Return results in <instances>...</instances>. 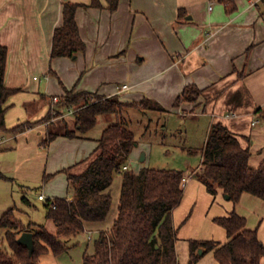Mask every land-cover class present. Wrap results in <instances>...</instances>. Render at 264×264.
I'll return each instance as SVG.
<instances>
[{
	"label": "crops",
	"instance_id": "crops-1",
	"mask_svg": "<svg viewBox=\"0 0 264 264\" xmlns=\"http://www.w3.org/2000/svg\"><path fill=\"white\" fill-rule=\"evenodd\" d=\"M67 1L79 4L76 18L87 48L73 57L52 59L54 31L63 24ZM93 1L0 0V44L9 50L5 82L21 88L5 103L6 125L10 129L24 122L32 124L0 135L5 137L0 144L2 210L14 207L15 188L27 204L23 198L35 183L43 182L39 194L47 198L72 195L64 169L71 168L74 173L85 170L101 137L79 133L75 110L53 100L75 84L77 91L119 96L123 102L149 97L167 109L164 113L198 119L204 137L200 150L213 124L221 122L250 148L252 166L264 161V0H235L233 11L220 0H120L115 10L110 9L108 0H96L100 5ZM123 84L128 88L120 89ZM189 84L205 93L197 102L176 107L177 96ZM53 110L60 112L58 118ZM49 115L52 117L47 120ZM68 130H76L79 136H66ZM51 133L58 135L48 140ZM138 149L134 147L130 161ZM189 164L184 197L173 212L175 222L180 215L176 211L188 208L181 226L191 219L198 196L208 189L197 177L201 165ZM47 175L51 176L45 181ZM115 180L119 184L115 193L112 190L108 217L87 222V231L99 232L113 225L122 175ZM211 195L212 221L237 211L241 202H257L248 192L237 204L225 202L223 190ZM260 223L259 236L264 242V219ZM191 240L177 241L181 264H189ZM197 264L220 262L210 251Z\"/></svg>",
	"mask_w": 264,
	"mask_h": 264
},
{
	"label": "trees",
	"instance_id": "trees-1",
	"mask_svg": "<svg viewBox=\"0 0 264 264\" xmlns=\"http://www.w3.org/2000/svg\"><path fill=\"white\" fill-rule=\"evenodd\" d=\"M120 0H108L115 10ZM229 11L236 9L235 0H220ZM93 4L100 5L96 0ZM78 3L65 2L63 24L54 31L51 58L73 57L85 52L87 44L80 33L76 18ZM8 47L0 44V135L19 132L30 125L21 123L8 128L5 121L8 98L21 88H12L5 82ZM51 71L56 72L51 68ZM60 101L75 110L77 131L85 134L93 129L101 115H116L119 120L125 110L139 108L144 111L166 112L158 101L145 97L140 102H123L119 96L105 97L98 92L77 91V84L65 87ZM205 93L196 84L187 85L177 96L175 106L183 102H197ZM51 115L46 119L49 120ZM76 130L65 135L79 136ZM58 134L51 133L48 140ZM135 133L124 120L108 125L99 138L87 168L68 174L70 197H53L44 200L47 217L56 225L52 232L42 224H24L16 216L15 207L8 209L0 218V227L5 230L4 240L8 249L0 248V264H41V257L52 252L60 255L71 248L69 240L87 230V222L104 221L113 204L112 185L115 177L122 175L121 196L118 214L111 228L98 232L94 251L84 252V264H181L178 251V229L174 224V209L184 197L185 171L143 166L134 170L130 156L138 145ZM191 153L198 150L190 149ZM202 153L201 170L197 177L217 194L219 190L230 196L237 204L243 193L248 192L264 199V161L259 166L250 164L251 150L244 147L237 135L221 122L213 124ZM129 165L128 168H124ZM51 175L45 177V181ZM24 201L31 205L28 197ZM226 229L228 240H191L189 264H197L208 252L213 251L220 264H263L264 242L257 228L247 225L246 216L236 210L214 218ZM34 233L35 248L18 241L21 233ZM203 248V253H200Z\"/></svg>",
	"mask_w": 264,
	"mask_h": 264
},
{
	"label": "rangeland",
	"instance_id": "rangeland-1",
	"mask_svg": "<svg viewBox=\"0 0 264 264\" xmlns=\"http://www.w3.org/2000/svg\"><path fill=\"white\" fill-rule=\"evenodd\" d=\"M52 114L55 118L60 116V112L56 110H53ZM123 120L125 125L134 131L139 142L135 146L139 147V149L135 151V156L129 164L134 170L148 166L160 169L176 168L187 171L190 165L189 162L194 166L200 165L202 156L199 150L204 145V137L203 133H201L202 129H200L198 119L183 118L179 114L153 110L144 111L133 107L125 110L120 120L114 114L101 115L96 126L88 134L100 137L105 127ZM202 127L203 122L201 123ZM191 148L197 149L199 152L191 153L189 151ZM143 154H146L145 160L141 159ZM117 184L119 183L115 180L112 186L114 193L118 186ZM42 187L43 182L35 183L28 190V197L32 200V205L30 206L24 204L22 198L19 196V188L17 187V190L15 188L12 206L15 207L16 216L24 224L35 221L38 224L44 225L52 232H55L56 225L52 219L47 217L44 206L45 201L39 199V191ZM211 194L213 193L207 189L205 193L198 196V202L191 219L182 226L180 222L188 213V208L184 207L182 210L176 211V214L179 213L180 215L174 223L178 229V240L181 243L189 239L215 240L219 242L227 240L226 229L210 218L214 213L213 208H211ZM248 194L255 198L257 202L255 205L247 203L241 205V202L237 207V211L249 218V228H257L259 230V225H261L260 221L264 219V199L250 193ZM225 197L227 198L225 202L232 201L227 197V194H225ZM232 206L234 208V204ZM2 209L0 207V218L5 213ZM4 236L5 230L0 227V248L3 247L9 250ZM97 237L98 232H89L86 230L69 240L68 244L71 245V248L68 251L60 255H54L52 252L43 255L41 257V264H84V252L86 250L89 252L94 251V242Z\"/></svg>",
	"mask_w": 264,
	"mask_h": 264
},
{
	"label": "water",
	"instance_id": "water-1",
	"mask_svg": "<svg viewBox=\"0 0 264 264\" xmlns=\"http://www.w3.org/2000/svg\"><path fill=\"white\" fill-rule=\"evenodd\" d=\"M141 159L145 160L146 154H143ZM227 197L230 198L229 195H227ZM18 241L21 244L26 245L29 248L30 253H33L35 248V242H34V233L32 231H24L18 238ZM200 253H203V248H200Z\"/></svg>",
	"mask_w": 264,
	"mask_h": 264
},
{
	"label": "built area",
	"instance_id": "built-area-1",
	"mask_svg": "<svg viewBox=\"0 0 264 264\" xmlns=\"http://www.w3.org/2000/svg\"><path fill=\"white\" fill-rule=\"evenodd\" d=\"M128 86H129L128 84H123L122 86H120V89H126V88H128ZM53 100L54 101H59L60 98H59V96H54ZM4 141H5V137L4 136H0V144L3 143ZM128 167H129V165H125L124 166L125 169L128 168ZM39 199L47 200V196L45 194H43V193H40L39 194Z\"/></svg>",
	"mask_w": 264,
	"mask_h": 264
}]
</instances>
